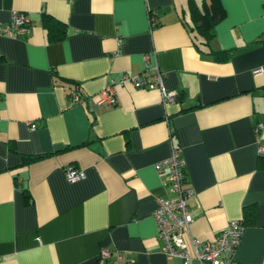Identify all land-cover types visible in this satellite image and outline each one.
Wrapping results in <instances>:
<instances>
[{"label": "crops", "instance_id": "crops-1", "mask_svg": "<svg viewBox=\"0 0 264 264\" xmlns=\"http://www.w3.org/2000/svg\"><path fill=\"white\" fill-rule=\"evenodd\" d=\"M220 2L207 44L190 0H0V25L31 18L24 35L0 34V264H108L103 247L128 264H182L153 216L176 196L155 168L174 145L194 190L191 235L211 240L256 205L234 258L264 264V0ZM156 65L177 101L126 83L114 105L75 102ZM66 168L86 176L70 182Z\"/></svg>", "mask_w": 264, "mask_h": 264}, {"label": "built area", "instance_id": "built-area-1", "mask_svg": "<svg viewBox=\"0 0 264 264\" xmlns=\"http://www.w3.org/2000/svg\"><path fill=\"white\" fill-rule=\"evenodd\" d=\"M264 21V14L262 16ZM153 24L155 16H151ZM31 18L21 12L14 11L9 25H0V34L13 36L24 35L30 29ZM145 60L149 63V55ZM153 73L137 76H123L119 81H113L104 89L81 99L75 96V102L79 104H111L117 103V85L130 83L138 88H157L160 90L164 103H172L178 100L179 92L169 90L164 84V77L158 65ZM263 68H257L254 73L259 74ZM31 127L36 128L32 123ZM264 129V123H258L256 131ZM260 155H264V144L259 143ZM155 168L159 173L166 174V183L176 195L174 198H159L158 205L153 216L158 228V238L163 242L164 253L169 258H180L182 264H237L234 253L242 240L245 224L242 220H232L223 229L219 236L202 241L191 235V224L194 216L189 207V199L194 195V190L187 185L186 165L180 155V149L174 145L170 157L156 163ZM65 176L68 181L75 182L85 178L86 173L81 169L66 168ZM100 259L108 264H128L132 261L126 253L103 247L100 250Z\"/></svg>", "mask_w": 264, "mask_h": 264}, {"label": "trees", "instance_id": "trees-1", "mask_svg": "<svg viewBox=\"0 0 264 264\" xmlns=\"http://www.w3.org/2000/svg\"><path fill=\"white\" fill-rule=\"evenodd\" d=\"M190 13L197 33L200 36H202V38L205 40V43L209 44L211 39L216 34L215 28L217 23L220 22L225 16V10L220 0H211L210 3L204 2L202 7L196 5L194 0H190ZM48 20L51 21L52 19L48 18ZM58 24L60 25L61 23L54 22L53 25L57 27ZM65 33H66L65 30L61 29L59 35L54 38L61 40L64 38ZM42 157H43L42 155L26 157L25 163L36 161ZM26 197L28 198L29 201L30 196L26 195ZM256 216H257L256 205H247L244 211V220H243L244 224L246 226L253 225L256 222Z\"/></svg>", "mask_w": 264, "mask_h": 264}]
</instances>
